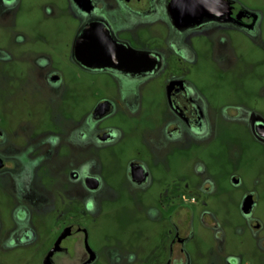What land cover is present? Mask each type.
Masks as SVG:
<instances>
[{"label": "flooded vegetation", "instance_id": "af4514ba", "mask_svg": "<svg viewBox=\"0 0 264 264\" xmlns=\"http://www.w3.org/2000/svg\"><path fill=\"white\" fill-rule=\"evenodd\" d=\"M22 1L0 0V13H7L10 26L17 27L14 13ZM69 14L73 60L89 74H107L117 88L93 102L86 86L75 82L69 87L39 46L44 38L40 24L24 29L21 35L29 60L22 90L32 96L28 110L35 100L39 104L44 99L56 107L70 94L76 117L67 138L71 153L62 187L39 178L45 162L58 152L57 134L19 138L22 131L9 135L0 126V187L11 210L7 218H0V245L8 249L36 243L42 248L41 264H204L203 253L212 251L222 264H264V190H225L202 165L192 181L158 201L161 208L151 201L141 208L150 222H166L169 217L166 251L130 246L97 250L89 242L86 224L102 186L90 149L119 140L120 131L106 120L119 110L135 107L154 81L165 82L174 117L162 125H167L170 138L187 132L197 146L212 140L220 118L231 125L233 119L244 117L264 146V118L251 111L247 96L230 91L210 106L174 70L176 63L199 59L196 40L217 62L238 44L250 42L264 16V0H69ZM128 177L147 194L152 175L144 161H132ZM240 181L234 179L235 184ZM41 226L49 228L45 241L39 238ZM209 233L217 240L216 247L209 243ZM209 260L205 264H216Z\"/></svg>", "mask_w": 264, "mask_h": 264}, {"label": "rangeland", "instance_id": "374dc122", "mask_svg": "<svg viewBox=\"0 0 264 264\" xmlns=\"http://www.w3.org/2000/svg\"><path fill=\"white\" fill-rule=\"evenodd\" d=\"M69 15V0H23L14 13L17 27L10 26L7 13H0V126L9 135L22 131L19 138L35 137L38 133L44 137L59 136L58 152L45 162L39 178L42 180L43 176V181L60 187L66 181L71 153L67 138L76 116L68 101L70 94L64 95L56 107L44 99L39 104L35 100L33 109L28 110L32 96L22 90L23 69L29 60L22 41L24 29L40 24L44 38L39 46L52 58V66L64 75L66 83L70 82L69 87L75 82L86 86L87 96L93 102L105 91L117 88L116 81L107 74H89L73 60ZM196 43L199 59L176 63L174 70L183 74L210 106L231 91L242 98L247 96L251 111L264 118V16L250 42L238 44L218 62L209 58L206 46L199 40ZM173 117L165 82L161 80L147 85L135 107L128 112L119 110L106 120L120 131V137L114 145L90 149L95 160L93 170L102 181L95 210L86 220L89 242L97 250L118 246L166 251L169 217L166 222H150L144 219L141 208L147 201L161 208L158 201L174 195L198 176L199 165L213 173L225 190H264V146L245 125L244 117L233 119L231 125H225L220 118L212 140L197 146L191 144L187 132L177 139L167 135V125L162 124ZM134 160L144 161L152 175L146 195L128 177L129 165ZM235 177L241 180L239 184H235ZM44 188L48 189L46 183ZM8 202L5 189L0 187L1 219L11 215ZM48 231L47 226H41L40 240L45 241ZM207 238L216 247L217 240L210 233ZM230 239L227 234V245L231 244ZM39 246L32 243L7 249L0 245V262L41 264ZM202 247L205 249L204 241ZM216 255L213 251L203 253L202 263L212 259L222 264Z\"/></svg>", "mask_w": 264, "mask_h": 264}]
</instances>
